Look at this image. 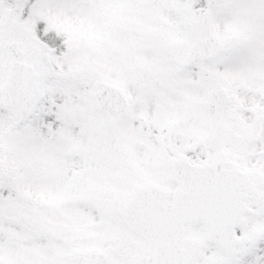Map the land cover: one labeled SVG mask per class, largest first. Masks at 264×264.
Here are the masks:
<instances>
[{
  "label": "snow or ice",
  "instance_id": "snow-or-ice-1",
  "mask_svg": "<svg viewBox=\"0 0 264 264\" xmlns=\"http://www.w3.org/2000/svg\"><path fill=\"white\" fill-rule=\"evenodd\" d=\"M0 264H264V0H0Z\"/></svg>",
  "mask_w": 264,
  "mask_h": 264
}]
</instances>
